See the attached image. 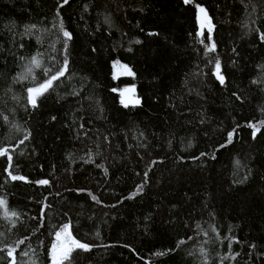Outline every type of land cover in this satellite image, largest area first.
I'll return each mask as SVG.
<instances>
[{
	"label": "trees",
	"instance_id": "obj_1",
	"mask_svg": "<svg viewBox=\"0 0 264 264\" xmlns=\"http://www.w3.org/2000/svg\"><path fill=\"white\" fill-rule=\"evenodd\" d=\"M259 33L264 0H0V264H50L66 225L92 247L62 264H264Z\"/></svg>",
	"mask_w": 264,
	"mask_h": 264
},
{
	"label": "snow or ice",
	"instance_id": "obj_2",
	"mask_svg": "<svg viewBox=\"0 0 264 264\" xmlns=\"http://www.w3.org/2000/svg\"><path fill=\"white\" fill-rule=\"evenodd\" d=\"M67 2H68V0H63V3H67ZM190 2H191V0H184V3H186V4L190 3ZM197 7L199 8V12L203 14L204 20H207L208 16H207L206 10L203 7H200L199 5H197ZM208 22L210 24V21H208ZM202 26H203V24H202ZM33 28H35V25L27 26L26 29H25V32L26 33H30ZM59 31L62 32L63 37H65V41H64L63 47H64V51L66 52L67 51V47H68V43L67 42L72 39V35H71L70 32H68L67 30H65L63 28L62 23H61V25L59 27ZM152 34L153 33H150V35H152ZM259 38H260V40L262 42H264V33H259ZM209 39H211L210 36H209ZM201 43H204V41L202 40ZM206 47H207V45H206ZM214 49H215V45L214 44H212L211 47H208V51L209 52L213 51ZM32 66L40 67V61H39L38 57H36V56L31 57L30 61H29V64L26 66L27 67V73H22L20 75V77H17V78L18 79L19 78H24L25 76L30 74L31 71H32ZM215 68H216V71H215L214 75L220 81V83L223 84L224 83V77L220 73V62L218 60L215 61ZM67 70H68V60L65 57L62 65L59 68H57L54 72H51L50 75H49V71H51V70H48V71L45 72V75L47 76V79L44 80L43 82H41L39 84V86H37V87H29L27 89L28 101H29V103L31 104V106L33 108H35L37 106V97L39 95H43L50 88H52L54 82L60 81L62 77H65V75L67 73ZM237 98L239 99V97H237ZM125 106H127V105H125ZM261 126H264V121H261ZM248 127L253 128L252 135L255 138L256 132H258L260 130V127L255 125V124H249ZM233 131H235V130H233ZM232 136H233V133H229L228 134V143L232 142ZM25 139H27V136L25 137ZM20 143H23V140H21ZM223 146L224 145H222V147ZM7 153H8V149L7 148H0V157L5 156ZM11 160H12V156L8 155V161L10 162ZM237 163H239V162H237ZM7 170L8 169H6V171ZM9 174L11 175L10 172H9ZM144 175H145V177H147V172H145ZM11 179L12 180H17V179H23V177H18L16 175H11ZM39 183L48 184V181L47 180H42V181H39ZM142 188H143V185L140 186V189H142ZM133 195H135V193ZM93 199H95L94 196H93ZM4 205H5V201L4 200H0V206H4ZM5 215H7V210L5 211ZM12 215L15 216L16 213L13 211ZM65 230H66V227H65ZM0 235H2V233H0ZM57 235L59 236V233ZM69 238L71 239V243L73 245H75L76 248L88 251L92 247V245H89L87 243H82V242H80V241H78V240H76L74 238H71V237H69ZM19 243H21V244L24 243V240H20ZM252 247H254V245ZM0 251H3V249H0ZM71 251H72V249H68L66 251L65 256H64L65 259H69L70 258V252ZM169 251H171V250H169ZM163 254H165V253H156V255H163ZM7 255L8 256H12L13 257L12 264H16L15 257L13 256V250H9ZM0 259H2V258H0ZM53 264H62V261L57 260L54 257L53 258Z\"/></svg>",
	"mask_w": 264,
	"mask_h": 264
},
{
	"label": "rangeland",
	"instance_id": "obj_3",
	"mask_svg": "<svg viewBox=\"0 0 264 264\" xmlns=\"http://www.w3.org/2000/svg\"><path fill=\"white\" fill-rule=\"evenodd\" d=\"M215 71H216V68H215ZM215 71H214V73H215ZM113 72H114L115 76H128L129 75V70L125 66L118 64V63L114 64ZM133 92H134V90L129 89L123 93H126L127 97H131V96H133ZM65 227H66V230H65ZM58 233H59V236L57 235ZM69 237L74 238L70 232L69 226H67V225L63 226L61 228V230H59L56 233V235L54 237L53 244H52L51 249H50V255H49L50 264H53V258L54 257L57 260L63 261L65 259L64 256H65L66 251L68 249H72V251H73L76 248L75 245H73L71 243V239Z\"/></svg>",
	"mask_w": 264,
	"mask_h": 264
},
{
	"label": "water",
	"instance_id": "obj_4",
	"mask_svg": "<svg viewBox=\"0 0 264 264\" xmlns=\"http://www.w3.org/2000/svg\"><path fill=\"white\" fill-rule=\"evenodd\" d=\"M208 21H210L209 17H208L207 20H204L203 14L199 12V14H198V24H199V30L200 31H203V29H205V31H207V32H212L213 31L212 23L210 21V24H209ZM202 24H203V26H202ZM129 89H131V88L124 89V90H122L120 92V102H121V104L123 106H125V105H127V106H139L141 104V101L135 97V93L134 92H133V96H131V97H127V94L123 93V92H125L126 90H129Z\"/></svg>",
	"mask_w": 264,
	"mask_h": 264
},
{
	"label": "flooded vegetation",
	"instance_id": "obj_5",
	"mask_svg": "<svg viewBox=\"0 0 264 264\" xmlns=\"http://www.w3.org/2000/svg\"><path fill=\"white\" fill-rule=\"evenodd\" d=\"M118 77H120V76H118Z\"/></svg>",
	"mask_w": 264,
	"mask_h": 264
}]
</instances>
